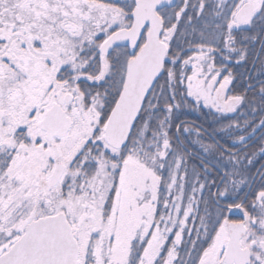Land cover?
Listing matches in <instances>:
<instances>
[{
	"label": "snow or ice",
	"instance_id": "1",
	"mask_svg": "<svg viewBox=\"0 0 264 264\" xmlns=\"http://www.w3.org/2000/svg\"><path fill=\"white\" fill-rule=\"evenodd\" d=\"M258 155L264 0H0V264H264Z\"/></svg>",
	"mask_w": 264,
	"mask_h": 264
},
{
	"label": "trees",
	"instance_id": "2",
	"mask_svg": "<svg viewBox=\"0 0 264 264\" xmlns=\"http://www.w3.org/2000/svg\"><path fill=\"white\" fill-rule=\"evenodd\" d=\"M209 110L207 108H204L202 111H192L187 112L186 115L182 116V120H188L190 122H194L196 125H201L204 128L209 127V125L212 123L211 117L207 115ZM258 119V117H257ZM259 133H257V137H255V140H258ZM196 137L195 135L189 137L190 140H194ZM258 143L256 144V147H258ZM190 150L199 151L198 145H190ZM264 164V157L257 156L256 157V165L255 168H253V172H255L256 168H260L261 165Z\"/></svg>",
	"mask_w": 264,
	"mask_h": 264
}]
</instances>
